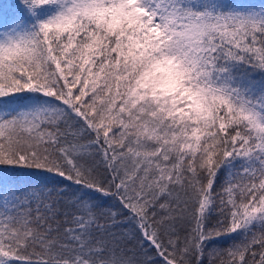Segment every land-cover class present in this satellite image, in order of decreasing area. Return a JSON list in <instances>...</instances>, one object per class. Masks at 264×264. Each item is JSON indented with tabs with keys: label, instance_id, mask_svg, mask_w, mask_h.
Wrapping results in <instances>:
<instances>
[{
	"label": "snow or ice",
	"instance_id": "6c2138e0",
	"mask_svg": "<svg viewBox=\"0 0 264 264\" xmlns=\"http://www.w3.org/2000/svg\"><path fill=\"white\" fill-rule=\"evenodd\" d=\"M0 264H264V0H0Z\"/></svg>",
	"mask_w": 264,
	"mask_h": 264
}]
</instances>
